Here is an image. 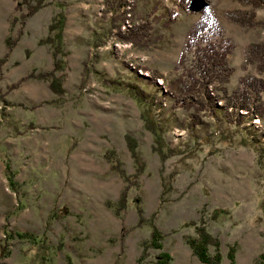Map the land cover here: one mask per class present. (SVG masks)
<instances>
[{
	"label": "rangeland",
	"instance_id": "obj_1",
	"mask_svg": "<svg viewBox=\"0 0 264 264\" xmlns=\"http://www.w3.org/2000/svg\"><path fill=\"white\" fill-rule=\"evenodd\" d=\"M205 11L230 94L264 80V0H0V264H209L188 237L264 262V89L239 116L219 71L206 108L198 40L180 62Z\"/></svg>",
	"mask_w": 264,
	"mask_h": 264
},
{
	"label": "trees",
	"instance_id": "obj_2",
	"mask_svg": "<svg viewBox=\"0 0 264 264\" xmlns=\"http://www.w3.org/2000/svg\"><path fill=\"white\" fill-rule=\"evenodd\" d=\"M210 19V20H209ZM240 20H244L243 17H238ZM213 23L210 18V13L205 11V13L201 16V18L193 25L191 30L189 31V39L186 41V49L182 52L180 62H183V56L187 53V48H192L193 41L198 40V43L196 45L195 53H196V68L199 70L200 79L196 78L194 73H190L188 75L190 84H203L200 96L204 98L205 100L212 102L209 105H206L207 109H210L212 113L218 114V101L215 100L214 95L211 93V90L209 88V83L215 81L214 75L218 74L219 71L223 73L224 79L220 82V84L217 86L218 90L221 88V91L226 94L229 98V105L231 107H237V111L239 116L243 115V112L241 109H245L247 112L245 114L252 113L253 115H256L257 113H254L252 111V95L254 98L259 99L261 96V91L264 89V80L260 78H248L244 77L242 78L243 87L242 90H239L235 92L234 94H230L228 87L225 85V82L227 81V78L229 77L231 73V66L228 61V54L230 52V45L225 43V40L223 38L220 39L221 43H217L218 39H211L209 37V34H206V30L210 29L212 27ZM259 52H261L262 59L263 53H264V44L259 45ZM263 61V60H262ZM58 62V61H57ZM262 63V62H261ZM58 63H56L57 65ZM60 65V63L58 64ZM260 67L262 65L260 64ZM163 76V75H162ZM161 77V76H158ZM164 77V76H163ZM165 80V79H164ZM180 81V78H175L173 80H168V84L170 87L175 86L176 82ZM154 82H157V78H154ZM186 82V81H185ZM187 83V82H186ZM158 84V82H157ZM187 85V84H186ZM193 86V85H190ZM172 93L174 92L173 89H171ZM168 94H170L168 92ZM220 93H217V96L220 97ZM216 96V98H218ZM192 96H185L184 98H181L180 103L184 105H190L193 104ZM212 99V101H211ZM197 100V99H196ZM195 102V101H194ZM228 108V105L225 107ZM249 117V115H248ZM251 118V117H250ZM252 119V118H251ZM130 148L132 149L133 155L138 161L140 157H138V153L136 152V145L132 141H130ZM142 170V168H138L137 172L135 173V176H138L139 172ZM121 175L124 177L125 180L128 181V184L123 190V196L121 198V202L124 203L127 198V191L129 189L130 182L132 180V176L130 174L121 171ZM204 228H201L200 230L203 231ZM162 233L158 228H154L151 238L149 240L150 244L154 247H162L163 244L161 242ZM187 241L189 245L192 247L193 251L198 255L201 261L209 263V264H222L223 259V253L220 248L219 241L214 242L215 243V250L214 252L210 251L209 238H203L200 239L198 237H188ZM230 258L233 260V264H235V255L229 254ZM172 259V255L170 252L161 250L159 253V258L157 260L158 264H170V261ZM141 256L138 260L137 264H141L140 262ZM263 260L257 262L256 264H263Z\"/></svg>",
	"mask_w": 264,
	"mask_h": 264
}]
</instances>
